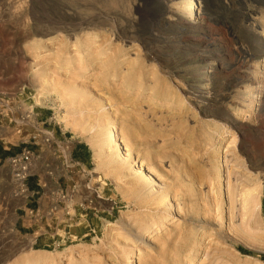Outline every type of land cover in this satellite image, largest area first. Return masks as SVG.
Masks as SVG:
<instances>
[{
  "label": "rangeland",
  "instance_id": "obj_1",
  "mask_svg": "<svg viewBox=\"0 0 264 264\" xmlns=\"http://www.w3.org/2000/svg\"><path fill=\"white\" fill-rule=\"evenodd\" d=\"M190 1L0 0V153L92 163L81 209L42 153L21 214L0 161V264H264V0Z\"/></svg>",
  "mask_w": 264,
  "mask_h": 264
},
{
  "label": "crops",
  "instance_id": "obj_2",
  "mask_svg": "<svg viewBox=\"0 0 264 264\" xmlns=\"http://www.w3.org/2000/svg\"><path fill=\"white\" fill-rule=\"evenodd\" d=\"M3 113H4L3 111H0V116L4 118L5 116H3ZM28 115L31 116L34 121H37L39 118V115L35 114L33 112V110ZM52 134L54 135V137L57 139V141L61 145H63V144L65 145L66 142L68 141V143H69L68 154H69V158H70L71 162H73L72 168L66 169L63 166L62 160H60L58 153H55L54 150L49 149L46 145L43 144L42 133H40V135L42 136L41 141L36 140L35 138H30V139H34V140H32V142H31V140L29 139L30 141L28 140L26 142V146H24V148L30 149L31 151L34 152L35 155L37 154V156H35L36 160L40 158L42 153L49 154L55 160V170H60V172H61L60 177L59 178L54 177V180H58V179L62 178L61 185L65 188V193L69 194L71 201H72V197L77 196V198H78V195H80L79 200H80V198H85L87 188L91 185L90 184L91 183L90 178L92 177V172L90 169V166L92 165V163H91V159L89 157V150L87 148V145L80 142V141H75L72 137H67L64 134H57V132H55V131H53ZM3 151H4V149H3ZM13 155L14 154L10 155V154L1 152L0 153V161H3L4 164H6V160ZM33 167L31 169L30 177L35 175V174H33V172H34ZM47 168H48V165H47ZM49 168L51 170L50 166H49ZM5 169H6V172L9 173L7 165H6ZM28 180H29V178L27 179L25 184H26V187H27L29 194L26 198H24V204H23L24 208H19V211H21L20 212L21 214H41L39 212V207L35 208V206H33V205L28 206V204H27L28 201L30 199L32 200L33 196H34V191L31 189L32 186H30V187L28 186ZM99 191H100V187H97V193ZM60 192H62V191H60ZM79 200L77 199L75 201L79 202Z\"/></svg>",
  "mask_w": 264,
  "mask_h": 264
},
{
  "label": "built area",
  "instance_id": "obj_3",
  "mask_svg": "<svg viewBox=\"0 0 264 264\" xmlns=\"http://www.w3.org/2000/svg\"><path fill=\"white\" fill-rule=\"evenodd\" d=\"M42 133V132H41ZM42 142L49 149L58 153L60 160H62L63 166L68 169L72 168L73 162H71L68 154L69 143L61 145L51 133H42ZM35 154L28 148L22 149L19 153L14 154L6 160L8 172L14 182L18 185V194L26 198L28 196V190L26 187V181L30 177L31 169L33 167V161ZM88 189V188H87ZM74 190V189H73ZM98 197V196H97ZM88 204V198H80L79 208H83Z\"/></svg>",
  "mask_w": 264,
  "mask_h": 264
},
{
  "label": "bare ground",
  "instance_id": "obj_4",
  "mask_svg": "<svg viewBox=\"0 0 264 264\" xmlns=\"http://www.w3.org/2000/svg\"><path fill=\"white\" fill-rule=\"evenodd\" d=\"M189 4L187 5V15L188 16H193L195 14V8H194V0H191L190 2H188ZM46 21V20H45ZM48 21V20H47ZM48 23V22H47ZM50 24V23H49ZM99 154V153H98ZM96 155V154H95ZM158 232V230H157ZM156 233V232H155ZM42 258V257H41ZM37 260V259H36ZM32 264H45L43 261H40L39 262H35V263H32Z\"/></svg>",
  "mask_w": 264,
  "mask_h": 264
}]
</instances>
